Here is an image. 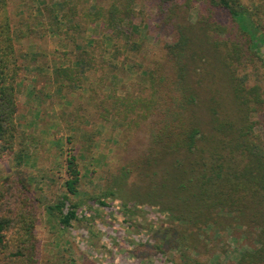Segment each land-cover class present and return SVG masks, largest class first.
Returning <instances> with one entry per match:
<instances>
[{
    "label": "trees",
    "instance_id": "trees-1",
    "mask_svg": "<svg viewBox=\"0 0 264 264\" xmlns=\"http://www.w3.org/2000/svg\"><path fill=\"white\" fill-rule=\"evenodd\" d=\"M156 1L163 23L175 32L174 41L144 73L138 95L108 96L116 119L135 127L148 123L149 145L113 176L105 197L123 200L125 208L135 202L165 215L171 229L164 232L162 245L179 227L171 249L179 252L180 264H215L199 258V244L208 229L233 224L249 231L255 245L236 264H264V141L253 119L264 109V96L241 77L249 65L264 67V0L252 6L205 0L199 12L203 20L196 24L181 19L195 0ZM135 6L136 0H111L108 7H97L94 18L129 46L137 30ZM7 7L8 0H0V159L15 145L21 72ZM216 11L226 15L241 38H223L228 30L212 20ZM68 72L57 73L74 80V74L69 76L74 71ZM67 175V193L50 210L70 227L78 220V204L64 209L81 181L78 158L71 152ZM1 191L0 264H37L36 213L24 197L12 207Z\"/></svg>",
    "mask_w": 264,
    "mask_h": 264
},
{
    "label": "rangeland",
    "instance_id": "rangeland-1",
    "mask_svg": "<svg viewBox=\"0 0 264 264\" xmlns=\"http://www.w3.org/2000/svg\"><path fill=\"white\" fill-rule=\"evenodd\" d=\"M241 1L247 6L262 2ZM110 2L8 0L21 72L17 134L13 151L0 159V190L12 207L24 197L28 209H34L37 264L181 262L179 252L171 249L179 227L172 241L162 245L164 232L171 229L165 215L135 202L125 208L123 200L105 197L113 176L149 145L148 123L135 127L116 119L108 96L138 95L144 73L164 57V45L175 39V32L162 21L157 1L136 0L137 30L133 43L126 46L127 39H114L94 18L97 7ZM204 4L205 0H195L181 19L192 24L203 20L199 12ZM212 20L227 27L223 38H241L222 11H216ZM60 69L74 71L69 75L74 74V80L59 75ZM241 77L249 88L259 86L264 96V67L259 62L249 65ZM253 119L264 141V109ZM69 152L78 158L81 181L78 194L70 196L64 209L66 213L78 204V220L65 227L58 211L50 208L67 193ZM254 248L251 233L233 224L208 229L198 251L201 260L236 264L244 251Z\"/></svg>",
    "mask_w": 264,
    "mask_h": 264
}]
</instances>
